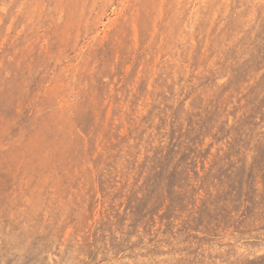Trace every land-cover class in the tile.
<instances>
[{
	"label": "rangeland",
	"instance_id": "rangeland-1",
	"mask_svg": "<svg viewBox=\"0 0 264 264\" xmlns=\"http://www.w3.org/2000/svg\"><path fill=\"white\" fill-rule=\"evenodd\" d=\"M0 264H264V0H0Z\"/></svg>",
	"mask_w": 264,
	"mask_h": 264
}]
</instances>
